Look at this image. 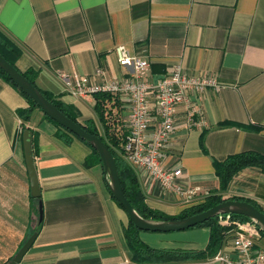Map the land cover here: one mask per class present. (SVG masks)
<instances>
[{
  "label": "crops",
  "instance_id": "obj_1",
  "mask_svg": "<svg viewBox=\"0 0 264 264\" xmlns=\"http://www.w3.org/2000/svg\"><path fill=\"white\" fill-rule=\"evenodd\" d=\"M0 30L22 50L16 68L36 71L40 89L72 107L79 123L94 121L100 134L104 125L94 95L73 96L62 76L104 84L95 76L101 68L109 79H123L127 70L119 65L117 46L148 58L147 77L154 82L180 66L192 79L220 85L190 96L192 123L187 105L177 108L176 129L164 150L165 167L183 171L178 184L199 188L192 202L133 168L154 209L175 216L204 203L220 186L216 161L242 152L264 155V0H0ZM28 106L0 79V264H8L40 224L20 264H135L124 236L129 217L111 197L101 166L85 167L91 150L78 139L68 144L58 138V127L40 109L26 123L41 191L38 201L32 197L17 114ZM111 110L128 118L124 97ZM219 193L249 198L264 210V171L244 169ZM139 237L157 250L199 252L209 244L210 229L141 231ZM258 242L264 244V237ZM224 250H232V236ZM196 262L221 264L213 258L174 264Z\"/></svg>",
  "mask_w": 264,
  "mask_h": 264
},
{
  "label": "built area",
  "instance_id": "obj_2",
  "mask_svg": "<svg viewBox=\"0 0 264 264\" xmlns=\"http://www.w3.org/2000/svg\"><path fill=\"white\" fill-rule=\"evenodd\" d=\"M115 54L119 65L127 70V76L121 80L109 79L108 73L101 68L96 70L95 76L103 77L104 84L90 82L76 74L73 77L64 74L62 80L70 94L76 97L101 92H108L119 100L124 97L129 115L123 122L116 150L130 166L142 169L163 189L192 202L199 188L185 189L178 184L183 171L181 167H165L164 150L176 129L177 108L186 104L187 123H192L195 110L191 108L190 96L209 87L219 90L220 85L214 79H192L180 66L155 83L147 77L151 67L148 58L131 53L123 45L115 48ZM219 223L230 228L228 236H232V250L220 251L213 260L221 264H264V251L257 247L262 234L253 222L222 215Z\"/></svg>",
  "mask_w": 264,
  "mask_h": 264
},
{
  "label": "trees",
  "instance_id": "obj_3",
  "mask_svg": "<svg viewBox=\"0 0 264 264\" xmlns=\"http://www.w3.org/2000/svg\"><path fill=\"white\" fill-rule=\"evenodd\" d=\"M0 55L15 68H16V62L22 55L21 48L1 30H0ZM21 73L34 86H36L40 90V92L61 112H63L67 117H69L73 121L79 123L77 114L72 107L67 106L66 104L58 100L56 97H54L51 93L46 92L37 86L36 71L28 70L26 72H21ZM0 79H3L4 81L12 85L28 101L29 106L24 109H19L17 111V114L18 117L22 120V130L25 131L26 129H30L26 126V123L30 121L33 111L35 109H40V108L35 104L33 100H31L26 94H24V92L10 79V77L1 68H0ZM94 98L96 100L95 110L98 114L100 121L104 125V135L100 134L94 121H88L86 124H82V125L89 133L100 137L109 147L111 153L113 154L116 160L119 176L124 188L125 195L141 217H143L144 219L155 220V221H169V220L183 219L204 212L218 205L219 203H222L223 201L229 199L248 202L264 213V210L261 208V206L257 204L254 200L243 197H232L229 199H224L221 193H219V192L222 193L225 192L228 189V186L230 182L233 180V178L244 169L250 167H256L264 171V155L258 152H242L231 155L222 162L216 161L215 162L216 175L219 179L220 186L218 191L214 192L212 195L207 197L204 203L194 205L184 210L181 214L175 216L168 215L160 210L150 207L146 201L145 195L143 194L140 188V184L136 172L134 171L133 167L130 166L121 156V154L116 150V147H119L120 135L123 133L122 125L124 119L118 116V114L113 113L112 110L110 111V107H118L120 105L119 97H116L108 92H101L94 94ZM45 116L48 120H50L58 127V132H57L58 138H60L61 140H63L68 144H70L73 139H78L76 136H74L65 128L61 127L58 123H56L54 120L49 118L47 115ZM225 125L227 124H222V126ZM204 134L205 132L201 136L202 147H204ZM81 142H83L91 150V154L87 157L85 161V167L92 168L94 166L100 165L103 171L102 162L97 151L86 142L84 141ZM109 193L113 198V200H115V198L112 196L110 191ZM36 200L38 201L39 199ZM116 203L121 207V205L117 201ZM232 216L242 221H251L249 218L244 216H239V215H232ZM219 219L220 217L212 218L209 221L195 227V228L207 227L210 229L209 244L205 250L199 252L166 251V250H157L151 248L150 246L146 245L140 240L139 233L141 231L138 228H136L135 225L129 219V225L124 230V236L131 256V261L135 264H174V263L189 262V261L192 262L201 261V260L214 258L220 252L224 240L228 237V232L230 231V228L223 227L219 223ZM41 228H42V224L38 226L36 231L39 232ZM261 234L264 237L263 231H261Z\"/></svg>",
  "mask_w": 264,
  "mask_h": 264
},
{
  "label": "water",
  "instance_id": "obj_4",
  "mask_svg": "<svg viewBox=\"0 0 264 264\" xmlns=\"http://www.w3.org/2000/svg\"><path fill=\"white\" fill-rule=\"evenodd\" d=\"M0 68L10 77V79L43 111L45 115L68 130L81 141L93 147L100 156L104 180L107 188L115 200L127 213L131 222L140 231L153 233H171L186 231L195 228L212 218L222 215H239L249 218L264 233V213L254 205L239 200H226L218 205L190 217L178 220L155 221L141 217L130 201L127 199L121 179L119 176L116 160L109 147L98 136L89 133L81 123H77L67 117L54 104H52L23 74L0 55ZM164 76H157L155 83ZM23 147L25 162L31 185V195L35 199L41 196L38 175L35 166L33 151V132L29 129L23 131ZM43 204L39 201V223L43 221ZM38 232H35L22 246L19 252L8 264H20L26 253L34 244Z\"/></svg>",
  "mask_w": 264,
  "mask_h": 264
},
{
  "label": "rangeland",
  "instance_id": "obj_5",
  "mask_svg": "<svg viewBox=\"0 0 264 264\" xmlns=\"http://www.w3.org/2000/svg\"><path fill=\"white\" fill-rule=\"evenodd\" d=\"M102 135H104V131H102ZM258 243V245L261 247V248H263L264 249V244H259V242H257Z\"/></svg>",
  "mask_w": 264,
  "mask_h": 264
}]
</instances>
